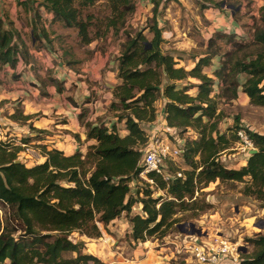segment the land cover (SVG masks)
Instances as JSON below:
<instances>
[{"label": "trees", "instance_id": "16d2710c", "mask_svg": "<svg viewBox=\"0 0 264 264\" xmlns=\"http://www.w3.org/2000/svg\"><path fill=\"white\" fill-rule=\"evenodd\" d=\"M97 1L20 3L34 11L31 32L35 44L39 36H48L37 23L39 7H45L52 18L54 14L74 25L82 44H88L99 36L100 23L92 15H81ZM107 1L111 14L105 20V31L124 35L117 56V77L121 82L114 86L109 105L115 119L110 125L99 119L84 122L85 115L81 113L86 141H93L86 151L67 155L42 145L39 149L43 161L30 166L17 159L20 146L0 143V204L4 207L0 216V264H104L84 250L83 240H74L70 235L76 232L99 238L125 213L130 224L128 236L133 242L162 239L177 231L181 221L206 211L209 205L201 191L216 180L244 183L242 194L258 199L264 208V134L241 127L238 119L230 134L218 129L223 116L219 99H235L240 90L251 104L264 107V6L249 40H236L233 33L216 31L207 40L204 55L186 69L161 48L162 29L156 19L158 1H154L153 14L146 25L133 31L127 29V21L135 10L134 0ZM196 1L201 8L222 3ZM145 30L151 35L149 38ZM218 39H224L231 47L220 52ZM218 54L219 66L209 76L203 69ZM30 58L29 46L19 32L12 26L5 28L0 18V65L15 67L18 61L27 63ZM215 85L218 93H213ZM193 87L196 91L191 94ZM161 98L168 127L180 133L192 131L196 137L184 138L180 157L187 169L172 166L170 160L166 168L168 181L154 172L148 173L155 182L152 190L139 178V163L147 142L144 125L156 119V102ZM10 117L16 121L29 118L19 114L18 109ZM119 123L123 124L124 134L119 132ZM240 128L257 151L247 156L245 165L230 168L222 163L220 155L238 138L236 132ZM177 172L181 175L177 176ZM133 182L136 188L132 192ZM158 190L163 193L154 197L153 192ZM136 203L140 212L131 214ZM246 242L251 251L241 254L239 264H264V233H255Z\"/></svg>", "mask_w": 264, "mask_h": 264}, {"label": "crops", "instance_id": "0c3cea01", "mask_svg": "<svg viewBox=\"0 0 264 264\" xmlns=\"http://www.w3.org/2000/svg\"><path fill=\"white\" fill-rule=\"evenodd\" d=\"M21 1L0 0V18L4 21V27L12 26L19 32L24 42H26L25 37L29 36L32 48L35 45L31 32L34 11L25 9L21 5ZM186 12L188 13H184V17H182L173 5H165L160 2L156 19L158 26L162 29V50L172 55L178 62V66L190 69L194 66L195 61L204 55L207 40L215 31L220 30L224 16L218 9H203L204 19L207 20L208 26H204L201 30L197 20L199 19L198 14L193 10ZM39 13L42 18L48 20L46 22L41 19L43 24H40L47 31L48 36L46 39L39 36L38 42L44 44L46 41L54 45L55 39L49 31V28L53 26L49 22L52 15L43 9ZM189 18L190 21H188ZM229 24L226 23L227 29L232 27L233 22L231 21ZM194 29L195 31L199 29L204 38L203 51L194 49L196 48L194 35L190 33L191 30L194 32ZM97 41L99 40L94 39L84 46H92ZM31 48L29 47L31 58L27 63L20 60L15 67L8 64L0 65V116L9 129L11 144L20 146V151L23 150L21 144H27L32 149L30 152H34L33 157L29 156L30 159L25 162L27 166L43 161L44 156L39 149L42 145L47 148H57L67 155L77 150L84 153L87 146L93 141H86V129L80 122L79 115L81 113L85 115L84 122H96L97 117L106 115L108 111L113 114L109 110L113 99L112 90L115 85L121 82L117 77V58L110 60V53L107 51L94 50L88 56V60L91 59V71L88 73L93 78L103 80L104 88L101 90L95 87V84L90 83L91 79L87 78L88 81L82 78L77 80V77H82L81 72L76 71L70 64L78 60L77 55L66 50L51 52L49 50L48 53L51 57H59L58 61L69 64L63 65L62 68L58 67L59 70L55 67L56 69L54 68L51 73L50 71L43 72L37 69L36 64V58L40 51ZM218 66L219 57L214 56L210 65L204 67L203 72L212 76L213 70ZM104 67H109V69L102 70ZM208 69H210V73L207 71ZM85 72L87 73V71ZM87 83L89 84L87 85ZM241 94L244 93L239 90L238 96ZM162 101L161 98L156 102L157 114L161 111ZM16 109L19 114L29 118L24 121L13 120L10 116ZM109 119L106 116L105 121ZM148 126V124L144 125L145 128ZM119 132L124 134L126 131L123 127ZM188 133L194 137L192 131ZM25 140L27 142H24ZM245 163L246 159L240 161L238 166H243ZM124 221L123 223V219L118 218L109 226V230L113 234L102 231V236L88 252L91 251L90 253L99 257L104 264H168L174 262L172 260L169 262V258L173 256L171 247L155 249L157 243L154 242H139L134 248L128 249L124 241L118 240L123 228H126L125 235L130 232L128 220ZM112 235H116L118 239ZM103 239L111 240V242H104ZM146 243L152 244V247H145ZM103 245L106 248L102 247ZM109 254L113 256L110 257Z\"/></svg>", "mask_w": 264, "mask_h": 264}, {"label": "rangeland", "instance_id": "374dc122", "mask_svg": "<svg viewBox=\"0 0 264 264\" xmlns=\"http://www.w3.org/2000/svg\"><path fill=\"white\" fill-rule=\"evenodd\" d=\"M154 1H158L159 3L161 2L165 5H173L175 10L179 12L180 16L182 17H184V13H188L186 12L187 10H193L194 13L196 12L199 16L200 20L197 19L199 21L197 22L201 27V30L204 26H208V24L206 23L207 20L204 19L205 16L203 15V9H218L221 14H223L226 21L224 22V18H222V26L220 27V30L217 31L224 33H233L236 37V40L243 41H247L250 39L254 23L259 22L260 9L262 6H264V0H214L222 3L219 6L208 5L205 8H201L200 3H198L196 0H134L135 10L127 21V29L129 31H133L136 28H140L146 25L148 18L153 14L152 8ZM203 2L210 3L205 0H203ZM35 8L36 7H34V9ZM42 9L45 12L48 11L45 7H39V9L37 10L39 16L37 20L38 24H43L42 20L46 22L48 21L47 18H42L41 14L39 13V11H41ZM110 14L111 5L107 0H99L95 4L87 7L82 11V17L92 15L94 19L98 23H100V33L99 36L96 37L99 41L93 43L92 46H84L78 35L77 28L74 25L70 26L60 17H54L53 14V18L51 17L49 19V22L53 24V26L49 28V31L55 39L54 45L50 42L45 41L44 44L42 42H38L31 48L30 37H25L26 42L31 49L40 51V54H38L36 58L37 69L43 72L50 71L51 73L55 67L57 68V70H59V68H62L63 65L67 66L69 63L58 61L60 60V58L51 57L48 51H70L78 57V60H76L75 63H70L76 71L81 72L82 77H77V80L80 78L86 81H88L87 78L91 79V81L89 80L90 83L95 84V87L103 90V80L101 78H93L90 73H88L91 71V59L88 60V56L94 50H104L110 53V60H114L117 58L120 50V44L124 39V35L120 33L118 36H116L112 35L110 31H105V20ZM188 16L190 15L188 14ZM188 21H190V18L188 19ZM231 21L233 22V24H231ZM226 23H230L232 27L227 29ZM144 33L147 37L151 36L146 30L144 31ZM190 33L194 35V42L196 43V48L194 49L197 51H203L202 43L204 41V38L202 37L200 30L197 29L195 31L194 29V32L193 30H191ZM217 45L221 49L220 52L225 51L226 49H229L231 47L230 43H226L224 39H218ZM220 55L221 54H218L217 56L219 57ZM104 69H109V67H104L102 70ZM85 71H87V73ZM97 71L98 70L96 69V72ZM207 71H209L210 73V69H208ZM190 81L193 83L198 82L196 79H191ZM88 84L89 83H87V85ZM195 91L196 88L193 87L189 90V93L192 94ZM218 91L219 88L215 85L213 93H218ZM218 108L223 111V116L218 124V129L221 132H227L230 134L231 131H235V121L236 119H238V123L239 125H241V127H246L251 131L264 134V107L251 104L245 94H241L237 98L229 101L219 99ZM106 116L110 119L105 121ZM96 119H104L103 122H105L107 125H110L111 120L115 118L114 115L108 111L106 112V115L99 116ZM117 127L119 130L123 129V125L120 123L117 125ZM179 131L180 130L177 129L174 137L169 136V139L171 142H173V144H176L175 138L184 139L185 137L190 136V133H188L187 131H183L181 133ZM240 144L241 143L237 138L234 142L231 143L230 148L220 155V160L225 166L230 168L239 167L238 163L247 158V155L240 149ZM33 153L34 152H30L29 156L33 157ZM17 159L19 161L23 162L24 160V162H26L30 158L25 159V156H23L22 160L20 158ZM172 166L179 167L181 169L188 168L181 157L175 158L173 160ZM243 187L244 183L242 182H221L219 180H216L209 183L201 191V197L204 198V201L208 203L209 207L205 212L194 214V216H191L187 220L181 221L179 224L191 222L194 223L196 227L203 228L204 231H208L209 233H213L217 230L223 235L227 236V239L230 242L239 243L240 245L247 247L248 252L251 251V245L246 242V238H249L253 234L258 232L264 233V228L260 229L256 226V223H259V221H264V208L261 207L262 202L258 199H255L253 196H244L242 194ZM162 193L163 192L160 190L154 191L153 196L155 197ZM0 210L2 215V213L4 212V207L1 204ZM139 212L140 208L138 203H136L132 207L131 214ZM120 218L123 219V223L125 222L124 220H127L125 213L122 214ZM108 231L110 234H113L112 232H110V230ZM125 231L126 228H123L122 233L120 234L121 236L118 237L119 239L116 235L112 236H114V238L118 239L119 241H124L128 249L134 248L139 244V242H133L128 236L129 234H124ZM174 232L175 231L170 233L173 234ZM70 237L74 240H83L85 243L84 250L86 252H88L89 249H92V247L96 245L95 243L99 240V238L91 239L85 236H80L76 232H73ZM145 242H154L155 244H159L161 243V239L150 238ZM151 245L149 243H146L144 246L149 248ZM102 247L106 248L104 245ZM65 255L72 256L73 254L66 253ZM109 255L110 257L113 256L112 254ZM5 264H8V261H6ZM89 264L93 263L89 262ZM221 264L230 263H227V261H222Z\"/></svg>", "mask_w": 264, "mask_h": 264}, {"label": "built area", "instance_id": "2783aa9c", "mask_svg": "<svg viewBox=\"0 0 264 264\" xmlns=\"http://www.w3.org/2000/svg\"><path fill=\"white\" fill-rule=\"evenodd\" d=\"M148 125L145 128L147 142L142 147L143 154L139 163L141 168L139 178L148 183L153 190L155 182L152 178H148V173L154 172L165 181H168L167 161H173L175 158L181 156L184 151V139L175 138L176 144L170 141L169 136L174 137L177 129L168 127L162 111L158 112L156 119L148 123ZM236 134L241 143L240 149L248 156L249 150L254 148L253 142L242 128L238 129ZM0 143H10L9 129L1 116ZM21 146L23 150L18 152V158L21 160L23 156H25V159L29 158L31 147L27 144H21ZM176 175L180 176L181 173L177 172ZM139 184L140 182H138ZM130 187L133 192L136 188L135 182L131 183ZM195 195H197V192ZM103 241L111 242V240L107 239H103ZM240 246L243 245L230 242L227 236L217 230L213 233H208L207 231L204 232L201 228L200 235L184 233L178 229L173 234L169 233L163 237L161 243L156 244L154 248L171 247L170 250L173 256L169 258V262L171 260L174 262L168 264H221L222 261H227L230 264H239L242 260L241 254L243 253L239 248Z\"/></svg>", "mask_w": 264, "mask_h": 264}, {"label": "water", "instance_id": "95a60500", "mask_svg": "<svg viewBox=\"0 0 264 264\" xmlns=\"http://www.w3.org/2000/svg\"><path fill=\"white\" fill-rule=\"evenodd\" d=\"M257 150L255 148H252L249 150V155L255 153ZM256 226L260 229L264 228V221H259V223H256ZM177 228L179 229V231L184 232V233H188V234H197L200 235L201 234V229L196 227L194 225V223H184V224H178ZM240 250L245 253L247 251L246 247L244 246H240L239 247Z\"/></svg>", "mask_w": 264, "mask_h": 264}]
</instances>
